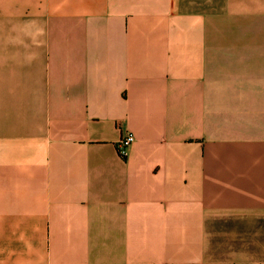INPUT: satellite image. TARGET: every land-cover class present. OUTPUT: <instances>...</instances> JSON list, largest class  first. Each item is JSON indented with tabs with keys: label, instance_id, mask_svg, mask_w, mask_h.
<instances>
[{
	"label": "crops",
	"instance_id": "crops-1",
	"mask_svg": "<svg viewBox=\"0 0 264 264\" xmlns=\"http://www.w3.org/2000/svg\"><path fill=\"white\" fill-rule=\"evenodd\" d=\"M0 264H264V0H0Z\"/></svg>",
	"mask_w": 264,
	"mask_h": 264
},
{
	"label": "built area",
	"instance_id": "built-area-1",
	"mask_svg": "<svg viewBox=\"0 0 264 264\" xmlns=\"http://www.w3.org/2000/svg\"><path fill=\"white\" fill-rule=\"evenodd\" d=\"M134 141H135V138L133 135H128L127 137L122 139V141H120V144H119L120 154L124 155L126 148L129 147L130 145H132L134 143Z\"/></svg>",
	"mask_w": 264,
	"mask_h": 264
}]
</instances>
